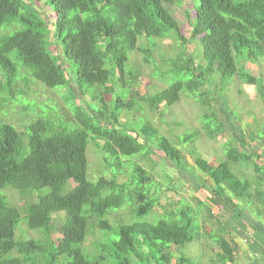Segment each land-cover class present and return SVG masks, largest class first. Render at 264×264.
<instances>
[{
	"label": "trees",
	"instance_id": "16d2710c",
	"mask_svg": "<svg viewBox=\"0 0 264 264\" xmlns=\"http://www.w3.org/2000/svg\"><path fill=\"white\" fill-rule=\"evenodd\" d=\"M38 1H47L56 13L50 25L52 32L42 14L32 10L24 0H0V113L3 109L6 113L8 101L20 100V82L25 88L36 83L49 89L65 86L68 80L63 62L66 60L77 66V86L71 85L69 94L64 96L71 117L56 106H41L38 116L20 131L1 120L5 114L0 115V264H102L106 261L172 264L175 257L168 249L181 247L195 238L194 218L185 209L170 212V220L161 219L156 223L119 222L116 230L109 219L110 211L122 206L124 190L134 182L138 185L134 194L138 206L132 205V212L143 216L160 206L158 193L152 195L150 191L152 176L129 160L135 158L133 155L148 156L154 150L160 151L182 175L192 173V167L183 160L181 150L150 123L142 127L128 126L129 122H121L120 111L136 107V102L142 107V102H146L152 111L161 105L171 106L180 100L184 87V93H194L212 83L216 88L221 78L238 76L240 81L256 84L254 76L238 68L236 58L245 51L247 61L254 65L264 55V0H198L197 5L191 2L193 13L186 14L190 26L188 39L182 35L169 7L174 1L181 5L182 0ZM50 34L59 46L58 55L48 49ZM170 34L185 50L179 58L181 67L173 71L188 78L159 92L143 97L138 94L136 100L127 96L122 100L123 91L129 95L130 87H135L139 78L132 71L126 76L131 54L140 50L139 40H147L149 47L142 51L145 61L150 62L153 45L149 39L167 38ZM192 41L198 43L201 62L197 63L187 54L186 47ZM74 86L81 95L79 99L72 90ZM83 86H99L102 91L94 95L96 91L91 94ZM116 90L119 92L115 93ZM105 94L114 96L109 105ZM86 95L91 100L83 102L81 98ZM96 103L98 108H94ZM204 127L208 129L207 125ZM193 134L184 136L181 142L192 141ZM216 135L226 134L218 130L209 136ZM150 142L156 147L150 148ZM90 145L98 149L105 170L114 165L118 168L116 174L99 175L95 180L88 178ZM226 158L217 163L202 157L194 160L197 170L211 183L208 187L200 183L206 197L198 203L208 204L205 220L214 224L218 221L212 208H224L219 200L225 201V206L230 205L233 197L242 200L248 192L249 181L241 180L236 173L241 167L255 165L253 157L237 147L227 152ZM127 168L132 169L129 175L132 180L120 183L118 177ZM7 186L21 193L46 187L48 191L22 208L26 210L22 215L2 194ZM59 213L63 214L62 218H58ZM21 219L29 229L40 233V237L16 239ZM204 229L205 236L218 250L209 262L234 264L232 243L223 235H211L210 230ZM95 233L100 236L92 244L91 253L84 244ZM176 264L195 263L182 254Z\"/></svg>",
	"mask_w": 264,
	"mask_h": 264
},
{
	"label": "rangeland",
	"instance_id": "374dc122",
	"mask_svg": "<svg viewBox=\"0 0 264 264\" xmlns=\"http://www.w3.org/2000/svg\"><path fill=\"white\" fill-rule=\"evenodd\" d=\"M27 5L34 11H37L40 15L46 19L47 25H49L50 32L53 30V19L56 18V13L51 5L47 4V1L38 0H24ZM172 2L169 7L175 18L178 20L181 33L187 39L190 37V26L187 21L186 14H192V3L197 5L198 0H182V4L179 5ZM46 15V16H44ZM54 38L50 34V46L48 49L54 54H60L59 46L54 43ZM152 43L150 62H146L144 59L143 49L149 47L145 38L139 40L140 50L131 54L129 62L127 63V74L129 71L139 74V78L135 87H130L128 92L122 94V100L134 97L139 98L159 92L164 88H168L172 83L180 80L187 79V76L179 74L173 70L179 69L182 62L179 58L184 53V45L180 43L173 35L170 34L167 38H152L149 39ZM61 49V48H60ZM187 54L193 56L195 61H203V57L199 51L198 43L195 41L190 42L187 47ZM201 50V48H200ZM247 52L243 51L236 58V64L242 72L249 73L256 78V84H247L243 80H239L238 76H233L230 79L220 80L218 87L215 88L214 83L207 84L199 87L194 93L185 91V87L181 92L180 100L171 106L161 105L157 110L152 111L149 109L146 102L143 103V107L139 106L136 102L133 108H125L120 111L121 122H129L128 126L135 125L142 127L145 124L150 125L161 135L166 136L171 144L181 150L182 155L189 165L192 171L185 175L177 173L173 164L165 159L164 154L160 151L154 150L148 156L139 154L133 155L132 159L134 163L142 166L151 176L152 183L150 191L152 195L158 193L159 207L153 209L151 212L143 216H137L135 212H132L133 206L137 208L138 203L135 199V191L138 187L137 182L130 184L124 190V203L117 209H112L109 219L112 224L113 230L120 224H131L133 222H151L164 219L170 220V212H177L185 209L186 212L194 218L193 226L195 238L192 242L187 243L181 247L172 246L168 250L174 255L172 264H176V259L184 254L186 257L194 261L195 264H211L210 259L215 256L218 251L216 246L213 245V241H210L205 236L206 227L210 230L211 235L217 234L218 227L211 220H205L208 215V204L203 201L205 193L200 190V183L204 182L205 186L210 185V180L205 178L199 170L195 167L194 160L196 157H202L209 162H223L225 161L227 152L239 148L231 138L230 134L235 135L236 130L233 127L235 125L239 132H246V140L260 141L264 139V55L259 56L257 62L254 65L247 61ZM66 78L68 83L65 86L49 89L44 87L40 83L32 84L30 87L25 88L23 82L19 83L22 95H20L19 101H8L6 104V113L3 109L1 114V120L3 122L14 125L18 130L23 131L24 126L31 120L35 119L40 112L41 106H56L61 113L71 117L68 108V102L65 95L68 93V88L71 85H76L77 66L71 60L63 62ZM243 65V68L241 67ZM21 68V67H20ZM217 76L214 81H217ZM34 79V78H33ZM170 79V84H169ZM35 80V79H34ZM213 81V82H214ZM169 84V85H168ZM109 85V84H108ZM120 85V84H119ZM117 85V88L119 87ZM73 87L76 96L81 97L78 89ZM86 92L93 94H99L102 90L98 89L99 86L88 87L83 86ZM66 88V89H64ZM119 92L116 90L115 93ZM139 94V95H138ZM72 95H74L72 93ZM19 97V96H18ZM113 95L105 94V102L109 105L113 99ZM89 98V100H88ZM83 102L90 101V97L81 98ZM27 102V104H25ZM76 103L78 101H75ZM97 101H91L94 103ZM99 102V99H98ZM94 108H98V104L94 105ZM142 111L140 112V108ZM216 115V116H213ZM212 116V117H211ZM205 129L204 126H206ZM224 130L225 136H213L210 137V132L217 133V131ZM227 132V133H226ZM195 133L192 141L181 142V138L186 135ZM229 134V135H228ZM194 135V134H193ZM255 136V138H252ZM252 138V139H251ZM150 148H155L154 143H149ZM241 148V147H240ZM88 152V178L95 180L99 175L109 176L110 174H116L118 168L112 166L111 169H107L102 160L101 154L98 149L90 145L87 148ZM242 164V162H241ZM235 166L232 167L234 172ZM132 169L127 168L122 175L118 177L120 183L128 182ZM247 171V177L237 174L241 180H249L252 175H249ZM194 175V176H193ZM249 175V176H248ZM202 178L198 181L196 178ZM132 178L130 179L131 182ZM71 186H74L73 182H70ZM145 190L147 186L145 185ZM48 191V188H43L39 191L21 193L15 189L7 186L2 194L5 195L8 202L17 207L21 214H26V210L22 209L27 204L37 201L40 196L44 195ZM157 191V192H156ZM37 196H39L37 198ZM26 208V207H25ZM109 212V213H110ZM131 212V213H130ZM63 214L59 213L58 218H62ZM108 216L106 215L105 219ZM108 219V218H107ZM122 220V221H121ZM99 233H95L93 236L87 238L84 247L89 252L94 251V244L99 241ZM40 233L36 230H31L27 227V224L23 219L20 220L18 228L16 230V239H31L39 238ZM102 264H110L106 261Z\"/></svg>",
	"mask_w": 264,
	"mask_h": 264
},
{
	"label": "crops",
	"instance_id": "0c3cea01",
	"mask_svg": "<svg viewBox=\"0 0 264 264\" xmlns=\"http://www.w3.org/2000/svg\"><path fill=\"white\" fill-rule=\"evenodd\" d=\"M232 128L236 134H230L231 138L241 147L240 151L253 157L255 165L241 167L237 172L245 177L249 170L252 175L245 198L233 197L232 203L226 206L225 201L219 200L224 208L212 210L218 221L219 234L233 245L234 264H264V139L255 141L252 136V140H246V132H239L235 125Z\"/></svg>",
	"mask_w": 264,
	"mask_h": 264
}]
</instances>
